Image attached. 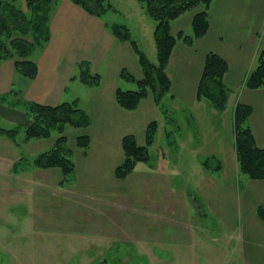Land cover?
<instances>
[{
  "label": "rangeland",
  "instance_id": "rangeland-1",
  "mask_svg": "<svg viewBox=\"0 0 264 264\" xmlns=\"http://www.w3.org/2000/svg\"><path fill=\"white\" fill-rule=\"evenodd\" d=\"M108 1L121 11L110 12L109 22L127 25L132 38L156 63L150 33L154 20L146 11L143 17L132 12L141 6L137 0ZM214 2L218 4V0ZM25 3L18 0L14 5L28 14L27 20L19 21L20 27H31L36 18ZM238 4L259 5L253 18L239 19L243 24V20H253L248 26L253 32L232 30L222 35L213 32L218 26L213 30L209 27L203 36H194L186 43L184 36L193 35L191 21L189 24L182 17L171 27L172 34H183L177 37L166 67L170 91L158 103L151 90L133 110L116 102L117 87L138 88L136 82L121 78L120 70L125 68L135 78L141 76L137 54L130 43L118 39L103 64L89 62L90 70L101 75L97 90L91 91L94 88L77 80L83 87L78 92L79 106L89 118L87 126L68 124L62 133L53 129L48 137L27 141L21 128L17 143L0 136V264H240L235 244L244 228L238 200L245 175L235 161L231 115L244 81L264 49V0ZM243 29L238 26V30ZM255 30L259 31L258 42ZM33 35L30 30L26 35L16 31L3 37L7 42L16 36L32 41ZM238 43H244L240 53ZM41 49L29 58L37 62ZM208 51L225 59L230 56L224 75L230 94L223 111L196 96ZM93 67L99 69L94 71ZM21 79L20 73L14 74L12 88L24 94L26 85H20ZM69 93L71 88L61 101L71 100L67 99ZM6 98L9 102L17 97ZM152 121L156 128L148 161L138 162L126 177L117 178L114 169L123 157L122 137L133 134L144 144ZM18 124L0 117L2 127ZM62 134L75 164L74 174L67 179L57 166L40 168L34 164L37 154L51 148ZM82 134L89 135L87 149L93 146L94 151L87 160L77 148L87 149L76 145L77 136ZM103 138H109L108 143L101 144ZM213 154L220 159L221 168L206 171L201 162ZM15 170L24 174L19 178Z\"/></svg>",
  "mask_w": 264,
  "mask_h": 264
},
{
  "label": "trees",
  "instance_id": "trees-1",
  "mask_svg": "<svg viewBox=\"0 0 264 264\" xmlns=\"http://www.w3.org/2000/svg\"><path fill=\"white\" fill-rule=\"evenodd\" d=\"M18 0H0V61L13 59L15 69L23 77L33 79L37 74V63L29 58L34 51L44 47L49 39V19L53 5L58 0H26L27 11H31L36 20L31 22V27L25 24L20 27L19 21L27 20L28 14L15 7ZM82 7L86 12L95 16H102L109 10H115L108 0H71ZM141 7L154 20L153 38L156 48V63L150 61L137 40L132 38L130 29L125 24L115 23L111 26L112 33L119 39L127 41L138 56L141 66V76L135 78L125 68L120 70V77L126 81L136 82L137 89H115V98L119 106L133 110L138 107L142 99L148 96L149 90L154 93L158 103L162 96L170 91L171 79L166 67L177 37L182 36V31L177 35L172 34L170 23L181 14L190 11L199 5L202 9L196 11L191 19L192 36H184L186 43H191L192 38L203 36L209 28V12L211 0H137ZM33 30V40L24 37H13L8 42L3 35H11L19 31L21 35ZM13 49L16 53L13 52ZM32 57V56H30ZM90 63L86 60L76 64L77 78L89 87L100 85L101 75L90 70ZM228 63L224 57L214 51L205 54L201 75L196 88L197 99H207L214 109L225 110L230 89L224 82V75ZM244 86L257 89L264 86V49L261 51L257 65L247 75ZM10 96L17 97L9 101L13 107H21L29 122L8 128L0 126V136H5L17 143V136L22 128L23 140L31 138L48 137L53 129L63 132L66 125L87 126L89 118L79 106L77 100L61 101L57 104H43L25 100L21 91L11 89ZM7 101L5 96L0 97ZM250 104L237 101L233 107L231 121L234 135V153L238 170L249 179H264V147L257 145L249 117L252 113ZM156 122L149 123L146 130L145 143L139 144L133 134H125L121 139L123 157L115 167L114 174L117 178L126 177L140 161H148V147L154 141ZM76 145L87 149L90 146V137L87 134L77 136ZM206 171H218L221 168L220 159L216 155H209L202 160ZM34 164L40 168L59 167L64 179L74 174L75 164L72 159V149L67 145L66 135H59L53 146L43 151L34 158ZM15 167V165H14ZM257 213L264 221V207H258Z\"/></svg>",
  "mask_w": 264,
  "mask_h": 264
},
{
  "label": "crops",
  "instance_id": "crops-1",
  "mask_svg": "<svg viewBox=\"0 0 264 264\" xmlns=\"http://www.w3.org/2000/svg\"><path fill=\"white\" fill-rule=\"evenodd\" d=\"M241 1L242 0H218V4H216L214 0L211 1L210 8L208 9L209 27L214 29L218 26V29L213 31L214 33L218 32L222 35H227L226 32L232 30L233 32H253L248 29V26L251 25L253 20H250V22L243 20L245 22L243 24L239 19H246L256 15L259 5L255 4L253 6L252 4H240L239 6L238 2ZM114 8V11L116 12L119 10L116 7ZM200 9H202V5H199L172 20V29L179 23V20L182 17H186L190 24L193 14ZM215 9L216 11H214ZM112 11L113 10H109L102 16H95L89 14L71 0L56 1L50 13L49 39L44 47L36 54L37 74L33 79H28L26 77L21 79V82L23 83L20 85H26L24 94L21 92L22 97L28 101L53 105L61 102L65 92L68 88H71L72 94L69 93L67 99H72L64 101H72L75 99L80 105L81 96L78 92L82 91L83 87H79L80 85H77L78 79L73 78L76 74V64L79 61L86 60L100 66L107 58L111 48L114 45H118V38L111 31V26L117 22H109L107 19V16ZM132 12L139 17H143L142 14H146L145 9L139 5L136 6ZM212 18L215 19L214 22H212ZM154 24H151L150 27L153 44ZM187 24L188 23H186V25ZM144 26L146 27L145 22ZM238 26L243 27L244 29L238 30ZM257 31L258 30H255L256 41L258 40L257 35L259 32ZM256 41H254L253 44H255ZM243 47L244 43L238 45L239 53L242 51ZM209 48H212V46ZM251 52L252 51H250L248 57L247 55L245 57L249 58ZM257 53L258 46H255L254 57H256ZM226 54L228 55V53ZM228 58L226 59L228 60ZM255 59L256 58H254L253 61H255ZM93 68L95 69L94 71L99 69L95 67ZM17 73L13 59L0 61V97L10 96L8 93L13 89V77L14 74ZM99 86L91 87L94 88L91 91L97 90L95 88H98ZM243 88L244 89L241 91L238 101L252 106L253 110L249 117V125L252 129L257 145L264 147V86L257 89H249L245 86H243ZM9 103L10 102H4L0 99V117H6L9 120L18 123H25L28 118L24 110H22L20 106L13 107ZM107 139L109 138H103L101 144L108 143ZM77 150H79L78 152L84 160L91 158L90 152H94L93 146L85 152L82 151L83 149L77 148ZM109 152H111V150H108L106 153L109 154ZM101 153L103 152L100 151V154ZM11 168L12 167H10V170ZM14 173L15 176L20 178V176L24 174V171L19 172V170H15ZM78 173L82 175L84 174L83 171L79 169ZM238 205L240 214L244 219V228L239 240L237 239L235 244L237 248V250H235L237 258L240 260V264H264V221L257 213L258 207H264V179H249L244 177V181L241 183Z\"/></svg>",
  "mask_w": 264,
  "mask_h": 264
}]
</instances>
